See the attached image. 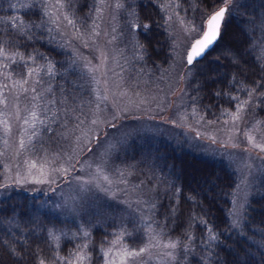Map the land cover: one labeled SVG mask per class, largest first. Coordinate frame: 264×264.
<instances>
[{"label":"trees","instance_id":"16d2710c","mask_svg":"<svg viewBox=\"0 0 264 264\" xmlns=\"http://www.w3.org/2000/svg\"><path fill=\"white\" fill-rule=\"evenodd\" d=\"M168 1H172L187 20L196 22L201 13L210 12L208 0ZM42 2L0 0V39L15 41L12 52L18 50L25 58L29 54L36 56L35 63L28 61L27 67L40 69L39 85L53 90L51 94L46 91L47 96L79 92L84 79L71 52L50 26ZM94 2L76 0L65 9L75 19H87ZM168 3L167 0H122L124 10H132L135 23L139 18L140 22L151 25L146 34L138 27L132 29L135 44L141 51L139 63L151 71L167 66L172 58L171 38L165 22ZM21 31L31 35L32 39L26 40L20 35ZM126 34L129 36L128 31ZM228 51L239 57L242 66L248 70L247 77L241 76L231 63V58L226 55ZM49 60L55 65L52 75L45 67ZM7 61L11 73L26 71L25 67L18 68V58L17 64ZM260 64H264V0H235L223 22L221 39L200 62L187 64L183 88L188 104L195 106L206 118L224 116V110L235 109L238 101H230L225 95L215 97L213 92L227 91L242 101L247 98L245 91L239 84L233 88L229 81L233 75L245 83L255 79ZM61 100L62 97L57 101ZM69 101L71 105L68 106L74 107L80 103V98ZM253 104L255 115L264 121V103L254 100ZM55 105L50 108L51 112L46 110L44 113V123L38 134L49 135L47 139L53 141L59 122L52 116L56 112L58 117ZM63 116L66 122L73 120L70 110ZM126 145L124 158L127 161H136L139 170L149 167L158 172L151 218L153 226L161 229L164 236L180 241L174 264H264V173L252 185L241 222L236 227L231 223L230 212L237 173L225 157L203 153L185 141H175L163 134L139 133ZM1 176L0 164V179ZM94 205L86 202L84 210L68 214L60 209L50 191L9 186L0 192V264H38L37 255L47 264L57 256H69L83 245V240L90 258L87 262L100 263L102 247L118 224L114 217L116 208L110 202L100 201L96 208ZM186 230L194 239L189 240ZM212 233L216 240L210 242L208 237ZM128 239L135 243V237ZM56 264L64 262L56 260Z\"/></svg>","mask_w":264,"mask_h":264},{"label":"rangeland","instance_id":"374dc122","mask_svg":"<svg viewBox=\"0 0 264 264\" xmlns=\"http://www.w3.org/2000/svg\"><path fill=\"white\" fill-rule=\"evenodd\" d=\"M167 2L165 22L171 38L172 58L158 71H151L139 63L141 51L135 44V32L132 30L136 27L134 15L132 10H124L122 0H103V3L95 0L87 19H75L65 8L58 11L52 7L56 0L42 2L50 26L71 52L72 60L84 79L79 92L47 96L46 89L37 83L40 78L37 72L28 78L29 83L24 88L29 91L25 93L18 85L14 87L22 74L11 73L10 63L0 59V100L5 101L0 103V121L6 120L10 127L6 132L4 125L0 124V192L12 185L50 191L60 209L68 214L84 210L86 202H93L94 208L100 201L110 202L116 208L114 217L118 225L102 247L103 257L98 264H107L110 257L115 258L123 245L142 246L150 235L155 237L153 243L158 242V246L141 257L138 264L175 262L166 253L173 252L176 256L177 248L164 247L170 240H175L154 227L151 218L158 172L149 167L139 170L136 161L124 158L126 144L132 136L139 133L163 134L175 141H185L203 153L225 157L237 173L230 212L231 223L236 227L241 222L252 185L264 173V151L253 149L245 135L250 133L257 141L261 139V131L254 130L260 121L254 113V104L245 107L243 119L235 125L225 112L218 119H209L188 104L183 88V76L187 73L184 53L199 35L209 14L201 13L196 22L187 20L172 1ZM64 15L74 20L75 25H69ZM193 26L197 31L189 32ZM5 63L9 65L7 69L3 68ZM32 87L44 98L31 101V97L37 94L31 91ZM65 96L69 97L65 104L55 105L58 112L55 118L59 119L55 129L56 142L47 139L49 135L39 136L42 124L36 123L35 128L31 127L30 112L35 110L39 120H43L46 110L54 106L47 100L64 99ZM72 98H80L84 106L78 102L77 106L69 107ZM65 107L75 109H70L71 122H66L63 116ZM93 120L101 122L93 124ZM258 127L264 130L263 124ZM21 140L25 141L23 148L20 147ZM69 156L73 157L75 164L69 174L61 176L54 173V183L36 182L42 179L41 165L51 172L53 168L64 165ZM98 167L100 174L96 171ZM103 176H107L111 183ZM84 181L93 182L85 185ZM121 233H124L122 238ZM131 237H135V243L130 242L128 238ZM118 238L119 242L114 244ZM85 243L83 240V245ZM83 245L75 252L82 250L86 253ZM109 248L112 252L105 255ZM83 264L89 263L86 260Z\"/></svg>","mask_w":264,"mask_h":264},{"label":"snow or ice","instance_id":"6c2138e0","mask_svg":"<svg viewBox=\"0 0 264 264\" xmlns=\"http://www.w3.org/2000/svg\"><path fill=\"white\" fill-rule=\"evenodd\" d=\"M103 3V0H101ZM235 0H208L207 7L210 9L209 15L207 16L205 23L201 26L199 30V35L197 38H194V40L189 44L188 48L186 49L184 53V59L186 60V63L188 65H193L194 63L200 62L203 58H205V54L221 39V30L223 26V22L226 18V15L230 13L231 7L234 4ZM72 0H56V3L52 5V7L57 8V10H62L66 6L71 7ZM59 18V17H58ZM64 19L67 21L69 25H75V21L70 19L68 15H64ZM171 19V17H169ZM22 23V22H21ZM136 27L140 28L142 31L147 33L148 29L151 27L150 24L143 23L139 21V18H137V23L135 25ZM197 29L193 26L189 29V32H195ZM20 35H23L26 40H31V35H25L24 31L20 32ZM15 47V41H4L0 39V59L3 60H9L12 61V63L17 64V58H18V68L19 67H25L26 71L22 74V78L20 80H17L14 83L15 86H19L23 92H28L29 89L24 88L25 84L29 83V79L33 77L40 69L35 67H27L28 61H32L35 63L36 56L29 54L27 58H25V55L22 54L20 51L12 52L11 48ZM141 47H143L141 45ZM43 58V54H40ZM226 55L231 58V63H233L237 69L239 70V73L241 76L247 77V69L244 68L241 64V61L238 56H236L234 53H231L230 51L226 52ZM9 65L7 63L3 64V68L7 69ZM48 74H53V69L55 68V65L52 64V62L49 60L47 65L45 66ZM39 83V81H37ZM229 84L232 85L233 88H235L236 84H239L240 87L245 91V94L247 96V99L241 101L238 96L232 95L230 92H221L219 90L213 92V96L219 97L221 95H225L229 98L230 101H238L234 105L236 111H230L228 109H225L224 112L227 114L233 125L236 124V122L240 121L244 117V111L245 107L252 106L254 100H260L261 103H264V64L259 65V72L256 73V78L249 80L247 83L244 82V80H238L235 75H233L229 81ZM4 87H7V85H4ZM31 91L33 93H37V89L35 87L31 88ZM48 94L52 93V88L49 87L47 90ZM70 95V94H69ZM44 97L41 96L39 93L31 97V101H39L43 99ZM68 96H65L63 100L57 101L56 99H49L47 100L48 104H57L60 103L61 105L65 104V102L68 100ZM30 101V102H31ZM4 100H0V103H4ZM36 107H39V105H36ZM48 111H51V109H47ZM65 112L69 111V107L63 108ZM72 111H75V109H71ZM53 118L56 117V112L52 113ZM30 119L31 124L30 126L35 128L36 123L43 124L44 122L42 120H39V117L37 115V112L35 110H32L30 112ZM101 121L99 120H93V124H98ZM25 123L28 124L29 120H25ZM0 124L4 125V130L10 131V127L8 125V122L6 120L0 121ZM260 124H264V121H258L257 127L254 129L256 131H261V139L257 141V138L250 134L245 133L247 140L251 143L253 149H259L260 151H264V130H261L258 126ZM33 135H36L34 132ZM25 146V141H20V147L23 148ZM91 151V149H88ZM58 158V157H57ZM73 157L69 156L65 161L64 165H61L59 168H53L51 172L47 171L46 168L41 165L39 172L42 177L41 180L36 181L37 183L46 182V183H54L55 182V175L54 173H57L61 176L69 174L74 168L75 164L72 162ZM32 167L35 168L36 164L33 163ZM97 174H100L101 169L97 168ZM123 175V174H122ZM50 177V178H49ZM103 179L109 183V178L107 176H103ZM93 181H84V184L87 185L89 183H92ZM202 223L206 224V221H202ZM191 227V225H189ZM87 235V234H85ZM124 233L120 234V238H122ZM128 235H131L130 233ZM185 235L188 236L189 240L194 239L190 235V233L185 231ZM154 236L147 237V243L143 244L140 247H129L128 245H123L118 252L116 253L115 258H109L107 261V264H138L141 257H144L147 255L150 250L154 247L158 246L157 243H153ZM209 241H215L216 235L212 233L208 237ZM119 238L117 241H114L113 243H118ZM180 244V241H169L167 244L164 245L165 248L168 249H176L178 245ZM84 248L87 247V245H83ZM185 249L187 248V244L184 245ZM112 252V249L109 248L108 251L105 253V255H109ZM14 255H20L18 253H13ZM166 255L170 257L173 260H176L177 257L173 254V252H167ZM90 259L89 256L83 252L82 250H78L76 252L70 253L69 256L65 257H59L57 256L55 259L48 261L47 264H56V260H61L64 262V264H83L84 261ZM38 264H46V260L44 258H40L37 255Z\"/></svg>","mask_w":264,"mask_h":264},{"label":"water","instance_id":"95a60500","mask_svg":"<svg viewBox=\"0 0 264 264\" xmlns=\"http://www.w3.org/2000/svg\"><path fill=\"white\" fill-rule=\"evenodd\" d=\"M197 37H198V36H196L195 38H197ZM193 40H194V39H193ZM193 40H192V41H193ZM192 41H191V42H192Z\"/></svg>","mask_w":264,"mask_h":264}]
</instances>
